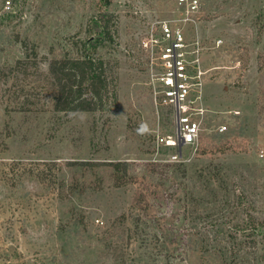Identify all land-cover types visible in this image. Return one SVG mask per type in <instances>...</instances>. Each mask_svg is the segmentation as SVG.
<instances>
[{
	"label": "rangeland",
	"instance_id": "rangeland-1",
	"mask_svg": "<svg viewBox=\"0 0 264 264\" xmlns=\"http://www.w3.org/2000/svg\"><path fill=\"white\" fill-rule=\"evenodd\" d=\"M5 1L0 264H264V230L251 227L264 222V0H200L207 111L180 161L157 143L175 123L154 104L141 46L152 22L179 12L174 0H11L10 10ZM75 44L113 61L116 97L101 111H55L40 81ZM24 60L31 77L8 72ZM21 86L32 109L17 101ZM82 160H125L129 170L106 181L64 164Z\"/></svg>",
	"mask_w": 264,
	"mask_h": 264
},
{
	"label": "built area",
	"instance_id": "built-area-1",
	"mask_svg": "<svg viewBox=\"0 0 264 264\" xmlns=\"http://www.w3.org/2000/svg\"><path fill=\"white\" fill-rule=\"evenodd\" d=\"M175 15L155 20L142 39L148 62L153 100L166 108L175 123L174 134H157L159 145L176 148L172 161H180L182 149L199 142L207 109L202 104L204 78L209 68L203 64L202 39L195 31L201 14L200 0H174ZM4 7L12 8L11 0ZM192 30V31H191ZM221 39L217 40L220 45ZM228 129L226 123L216 126L217 133Z\"/></svg>",
	"mask_w": 264,
	"mask_h": 264
},
{
	"label": "trees",
	"instance_id": "trees-1",
	"mask_svg": "<svg viewBox=\"0 0 264 264\" xmlns=\"http://www.w3.org/2000/svg\"><path fill=\"white\" fill-rule=\"evenodd\" d=\"M104 25L102 33L103 39L107 40L110 37V15L104 18ZM106 27V28H105ZM111 38V37H110ZM87 42V41H86ZM24 46L27 44L22 42ZM88 43V42H87ZM28 58H32V65L35 66V71H38V52L33 48L32 53L26 49ZM26 61H21L15 68L8 69L16 73L22 71L23 77H31L25 70L23 65ZM113 61L110 62L102 56H97L90 48L88 51L82 52L78 45L75 44L74 53L66 54L64 56H54L49 61L47 71H43V79L41 83H46L47 90L50 92L52 106L55 111L64 112H93L101 111L108 106L110 99L115 100L116 97V72L113 68ZM29 67V66H28ZM25 70V72H24ZM11 78V77H10ZM9 77L6 78V80ZM38 82L37 86L39 85ZM30 89L36 90L35 84L31 83ZM29 89L26 90L24 86L20 88V94L17 93L19 100L18 103L22 104L24 109H32L31 103H34V93ZM28 92V93H25ZM20 97L22 98L20 100ZM220 133V135H224ZM71 171L76 167L85 170L86 172L99 171L101 172L102 179L110 181L112 172L127 173L129 170L128 161H98V160H82V161H67L64 163ZM111 172V175H110ZM76 180V179H75ZM251 225L252 229H263L264 222H254ZM245 229V227H244Z\"/></svg>",
	"mask_w": 264,
	"mask_h": 264
}]
</instances>
